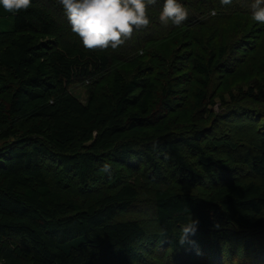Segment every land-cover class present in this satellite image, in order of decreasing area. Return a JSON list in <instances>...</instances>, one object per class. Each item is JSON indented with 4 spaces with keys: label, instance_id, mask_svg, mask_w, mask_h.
<instances>
[{
    "label": "trees",
    "instance_id": "1",
    "mask_svg": "<svg viewBox=\"0 0 264 264\" xmlns=\"http://www.w3.org/2000/svg\"><path fill=\"white\" fill-rule=\"evenodd\" d=\"M254 2L178 0L187 20L208 16L210 25L208 33L185 37L195 85L184 99L186 73L173 59L163 61V76L144 67L129 77L113 68L134 46L166 38L177 44L187 20L162 24L164 0L147 7L150 24L134 29L133 46L129 39L115 51L94 52L72 32L58 0H31L17 14L0 6V264H264V128L252 138L215 135L242 108L264 124V110L256 111L264 89L249 87L245 101L234 94L227 107L221 97L219 111L212 96L221 72L235 81L248 72L264 77V36L238 57L257 24ZM74 85L92 88L85 102L71 92ZM105 163L112 172L101 171ZM137 175L162 186L146 211L151 216L124 220L141 210L131 180ZM176 183L207 191L164 187ZM71 190L78 198L66 195ZM189 216L199 223L181 246Z\"/></svg>",
    "mask_w": 264,
    "mask_h": 264
},
{
    "label": "rangeland",
    "instance_id": "2",
    "mask_svg": "<svg viewBox=\"0 0 264 264\" xmlns=\"http://www.w3.org/2000/svg\"><path fill=\"white\" fill-rule=\"evenodd\" d=\"M63 15L65 16V13L63 12ZM65 19H67V16L65 17ZM208 19L207 17H201V16H195L193 19L191 17H189V19L186 21V24L184 27L180 28V33H181V38L176 42H174V44H171V41L169 39H165L163 41L160 42H146L145 44H143L142 47L140 48H136L134 46V52H130L129 55L126 57L125 60H120L119 63H115L113 68H118L119 70H121L126 76H134L139 69L144 68L150 71H153L154 69H157L153 74H157L159 76H163L164 75V71H166L165 69H163V61H169L172 60L174 61V63L179 65V69L181 73H186L184 74L183 77V81H182V86L184 87V92H182V98L184 99V96L188 97V91L194 87L195 82H194V76H188V71H189V66H187L188 64L185 62V58L187 57V55L190 53L191 48L189 47L190 45V41L187 40L185 37L186 35L192 33L194 34L195 32H205L208 33V30L210 28H208L210 25L208 24V21H205ZM208 24V25H207ZM242 35H240L238 38L240 39ZM264 36V25L257 23L254 26H251L247 31H246V36H244V44H246L247 46L245 50H242L240 52H238V57L244 58L243 56H245L246 54H250L252 52V48L254 49V47L257 45L258 40L262 39V37ZM154 37H158V35H155ZM237 38V40H238ZM129 40V39H128ZM131 40V39H130ZM155 40L159 41V37L155 38ZM133 41H135L133 39ZM132 40L131 41H126L127 45H134V42ZM161 51H159V50ZM176 50V51H175ZM151 56V57H150ZM155 57V58H152ZM168 60H167V59ZM167 65L172 64L171 61L166 62ZM154 64L160 65L162 66V68L159 67H154ZM243 67V66H242ZM239 69H243V68H239ZM173 75V72L171 73ZM169 75V73H168ZM171 76V75H170ZM233 75H227L226 73H219L216 74L215 76V84L213 87V94L212 96H214V100L216 101V105L214 106L215 109L217 111L220 110V108L222 107V103H220L218 100L222 98H225V103L226 106H229L228 104L230 103L229 100L231 98L232 95H240L242 96V100H248L249 98V93H248V88L252 87L253 91H258L259 89H264V77L262 76H257V75H252L249 72L246 74V79L244 80H238V77L236 78V81L234 80V78H232ZM110 79V78H109ZM107 84H102L99 87H106ZM240 87L242 88V91H240ZM92 88H87L84 86H80V85H74L70 88L71 92L82 102H85L88 98V96L91 94V90ZM7 99V94H5L3 96V101H6ZM258 107L256 108L257 112H262L261 110H264V104H257ZM243 107V106H242ZM226 108H223V110ZM245 108H242L240 111H237L235 115V117L232 118H238L236 121L235 119L229 121L228 123L222 124L220 126V128L218 129L217 127V132L215 135H217V140L218 141H222L224 140L222 135L224 132L226 133H230L232 135V137H235V139H238L241 136L247 137V138H252V137H256L257 134H259L258 130H263L264 128V124L261 120L255 119L256 121H259V125L257 126L254 124L255 122H253L251 119H248V114H244L246 112ZM248 115V116H246ZM253 115V114H252ZM254 116V115H253ZM251 116V117H253ZM246 118V120L244 119ZM240 121V122H238ZM191 125H194L196 127H198L199 129L206 127V125L204 123H199L197 121H194L193 119L190 120L189 122ZM218 158L222 159L223 161H225L226 156L225 154H218ZM168 168V167H167ZM111 172L113 170H110ZM168 172L166 175L169 177V169L166 171ZM133 182H135V184L137 185V187H139L140 191H141V198L143 200H141L140 204L141 205V210L138 213H129L126 214L123 219L124 220H134V219H141L143 216L149 217L151 216L150 213L147 214V212H150V210L152 211V195L153 192L160 188L162 186V184H154L149 182V180L151 179H147L144 178L143 176L137 175L134 176L131 179ZM170 189H180V190H184V191H193V192H197V193H201L204 194L206 190L205 186H197V185H193V184H186V183H182V184H169L167 186H164ZM106 192H100V194H103ZM67 196H71V197H75L78 198L77 193H75V191L71 190L70 192H68L66 194ZM88 198V202H93L95 199L99 198L96 197L95 195L92 196H87ZM147 211V212H146ZM145 213V214H144ZM153 215V213H152ZM225 229H227L226 226H224ZM264 237V236H263ZM184 256V254H183ZM101 257H103V260L105 261H110L106 256H104L103 253H101ZM186 264H208V262H199L197 260H192L190 258H186L185 260ZM234 264L238 263L237 260H234V262H232Z\"/></svg>",
    "mask_w": 264,
    "mask_h": 264
},
{
    "label": "clouds",
    "instance_id": "3",
    "mask_svg": "<svg viewBox=\"0 0 264 264\" xmlns=\"http://www.w3.org/2000/svg\"><path fill=\"white\" fill-rule=\"evenodd\" d=\"M62 6L71 30L76 34L86 51L118 49L131 39L133 31L149 26L147 7L157 0H58ZM232 0H221L222 5H230ZM264 0H255L251 5L252 19L264 24ZM0 6L9 13L17 14L31 7V0H0ZM188 18L186 8L178 0H164L159 20L167 25L181 26ZM110 164L105 163L102 172H108ZM199 221L190 216L188 222L179 229L178 242L183 246L190 235H194ZM219 227V225H215ZM166 236L165 230H161Z\"/></svg>",
    "mask_w": 264,
    "mask_h": 264
}]
</instances>
